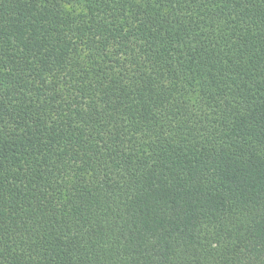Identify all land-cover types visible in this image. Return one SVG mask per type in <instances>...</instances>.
Returning <instances> with one entry per match:
<instances>
[{
  "label": "trees",
  "instance_id": "obj_1",
  "mask_svg": "<svg viewBox=\"0 0 264 264\" xmlns=\"http://www.w3.org/2000/svg\"><path fill=\"white\" fill-rule=\"evenodd\" d=\"M0 264H264V0H0Z\"/></svg>",
  "mask_w": 264,
  "mask_h": 264
}]
</instances>
